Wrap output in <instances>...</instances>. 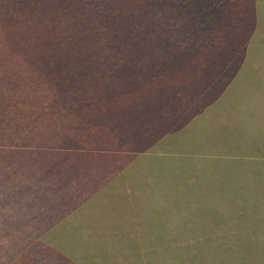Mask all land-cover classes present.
I'll use <instances>...</instances> for the list:
<instances>
[{
  "label": "rangeland",
  "instance_id": "obj_1",
  "mask_svg": "<svg viewBox=\"0 0 264 264\" xmlns=\"http://www.w3.org/2000/svg\"><path fill=\"white\" fill-rule=\"evenodd\" d=\"M47 6L0 25V264H264V0Z\"/></svg>",
  "mask_w": 264,
  "mask_h": 264
},
{
  "label": "crops",
  "instance_id": "obj_2",
  "mask_svg": "<svg viewBox=\"0 0 264 264\" xmlns=\"http://www.w3.org/2000/svg\"><path fill=\"white\" fill-rule=\"evenodd\" d=\"M47 0H0V25L6 24L10 30L19 31L22 34L30 33L33 10L46 17Z\"/></svg>",
  "mask_w": 264,
  "mask_h": 264
}]
</instances>
